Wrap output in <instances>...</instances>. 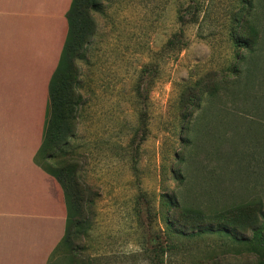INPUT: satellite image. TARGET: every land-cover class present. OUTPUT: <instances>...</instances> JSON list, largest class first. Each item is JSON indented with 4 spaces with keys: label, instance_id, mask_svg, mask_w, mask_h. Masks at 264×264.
Wrapping results in <instances>:
<instances>
[{
    "label": "rangeland",
    "instance_id": "1",
    "mask_svg": "<svg viewBox=\"0 0 264 264\" xmlns=\"http://www.w3.org/2000/svg\"><path fill=\"white\" fill-rule=\"evenodd\" d=\"M192 2L200 19L182 24ZM240 4L83 1L56 95L58 139L38 159L70 177L77 206L68 245L47 264L264 262V231H254L264 219V17L257 52L242 51L232 38ZM177 36L187 47L174 55ZM44 112L0 101V143L24 141L17 132L35 123L45 133ZM62 200L67 217L63 189Z\"/></svg>",
    "mask_w": 264,
    "mask_h": 264
},
{
    "label": "crops",
    "instance_id": "2",
    "mask_svg": "<svg viewBox=\"0 0 264 264\" xmlns=\"http://www.w3.org/2000/svg\"><path fill=\"white\" fill-rule=\"evenodd\" d=\"M72 3L0 0V86L7 90L1 102L40 103L46 113ZM36 124L17 132L24 141L13 134L14 142L0 143V264H47L65 234L62 188L37 163L44 132Z\"/></svg>",
    "mask_w": 264,
    "mask_h": 264
},
{
    "label": "trees",
    "instance_id": "3",
    "mask_svg": "<svg viewBox=\"0 0 264 264\" xmlns=\"http://www.w3.org/2000/svg\"><path fill=\"white\" fill-rule=\"evenodd\" d=\"M84 0H73L71 8L67 14V19L69 23V33L66 39V43L63 48L61 60L57 70L55 71L52 80L50 82L49 87V103H48V110L50 106V119L48 120L47 128L44 133V139L42 146L40 148L37 163H39V157H42L44 154L45 149L50 145L51 142H54L58 139V134L54 132V117L56 111V95L58 94L59 89L63 88V84H67V75L69 72L66 70L68 66V59L69 54L72 49V43L74 38H76L77 30L79 26H82L80 20L83 18L84 13L81 11V5ZM240 6L239 8L233 13V39L236 43V46L239 47L242 51H247L249 54H255L257 52V46L259 42V37L262 38V31L259 33L257 32V23H260L261 17H264V0H239ZM201 12V6L198 3L192 2L186 11L180 10L179 11V21L182 24H186L188 22L198 23L199 16ZM203 21V20H202ZM262 25H260L261 27ZM248 27L254 37H251L248 33ZM245 32L248 34L245 35ZM174 40H171L168 43V49L174 55L180 53L187 47V43L184 42L181 36L174 37ZM241 55V54H240ZM52 108V110H51ZM52 157V156H50ZM40 165V163H39ZM41 167L51 176H53L57 182L60 184L64 191L65 196V204L67 207V223H66V233L63 238V241L59 248L56 249L55 256L58 254L59 250L63 249L64 246L68 245L69 237H70V227L73 221V214L72 212L76 210V196L72 192L73 186L70 180V177H65L63 173H57L54 170L49 168ZM171 225L177 226L176 223H171ZM174 227V226H173ZM176 229V228H175ZM210 230V229H207ZM211 230L209 232H212ZM254 231L261 235L264 231V219L261 226H258L254 229ZM178 232L177 234H180ZM53 261V263H56ZM264 264V262H262Z\"/></svg>",
    "mask_w": 264,
    "mask_h": 264
}]
</instances>
